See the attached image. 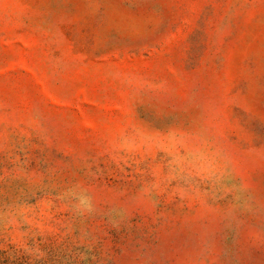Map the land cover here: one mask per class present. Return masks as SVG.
<instances>
[{"label":"rangeland","instance_id":"rangeland-1","mask_svg":"<svg viewBox=\"0 0 264 264\" xmlns=\"http://www.w3.org/2000/svg\"><path fill=\"white\" fill-rule=\"evenodd\" d=\"M0 264H264V0H0Z\"/></svg>","mask_w":264,"mask_h":264}]
</instances>
